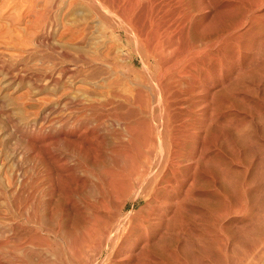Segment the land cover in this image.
<instances>
[{"label": "bare ground", "instance_id": "6f19581e", "mask_svg": "<svg viewBox=\"0 0 264 264\" xmlns=\"http://www.w3.org/2000/svg\"><path fill=\"white\" fill-rule=\"evenodd\" d=\"M107 3L115 48L43 56L39 75L91 90L40 126L4 123L17 184L0 193V264L264 263V0ZM44 125L59 139L40 151L27 129Z\"/></svg>", "mask_w": 264, "mask_h": 264}, {"label": "rangeland", "instance_id": "374dc122", "mask_svg": "<svg viewBox=\"0 0 264 264\" xmlns=\"http://www.w3.org/2000/svg\"><path fill=\"white\" fill-rule=\"evenodd\" d=\"M104 1L99 0L101 5H97L95 0H0V193L9 192L7 194L9 200H12L13 189L17 184V176L9 154L15 142L12 137H7L8 129L4 123L12 119L11 121H26L30 124L36 122L40 126L42 118L47 116V110L61 100L60 96L63 93L70 90L69 93L75 95L76 92L91 90L89 82L92 81L82 79L68 78L59 87L46 85L41 77L45 66L43 56L60 57V53L64 51L70 57L76 56L78 52L91 56L113 50L115 47L108 41V32L99 23L106 21L105 19L107 21L113 19L112 14H107L110 4L108 5V0ZM92 7L99 8L100 14L102 13L99 15L102 17H98L96 12L98 9ZM65 66L70 67L68 64ZM38 78L40 79L36 82ZM96 83L101 84L98 81ZM44 128L45 125L41 132L27 129L28 137L32 143H36L34 146L38 148L41 146L40 151L59 139L58 133ZM51 149L52 154L59 157L60 146H53ZM33 153L27 164L35 165L36 162V171L40 175L36 176L39 177L36 189L41 191L43 168L36 153ZM0 217L2 222L12 219L4 205H0ZM18 226L22 229L41 228L27 221L21 222Z\"/></svg>", "mask_w": 264, "mask_h": 264}]
</instances>
